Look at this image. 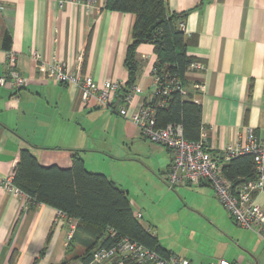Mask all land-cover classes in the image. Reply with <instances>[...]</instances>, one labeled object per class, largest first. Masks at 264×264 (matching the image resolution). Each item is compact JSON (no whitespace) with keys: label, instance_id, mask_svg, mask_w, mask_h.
Segmentation results:
<instances>
[{"label":"crops","instance_id":"obj_1","mask_svg":"<svg viewBox=\"0 0 264 264\" xmlns=\"http://www.w3.org/2000/svg\"><path fill=\"white\" fill-rule=\"evenodd\" d=\"M166 4L169 12L186 15L182 27L187 53L202 66L186 73L183 88L201 105L200 136L206 145L213 154L219 153L235 145L246 129L264 140V0H166ZM134 20L133 14L107 9L106 0H93L89 6L67 3L62 8L57 0H0V77L10 67L2 46L9 34L14 68L29 80L18 91L0 86V264H85L89 250L90 238L83 227L69 244L68 226L57 218L55 208L3 188L22 149H29L44 167L67 169L79 156L88 172L103 174L127 192L133 214H141L138 221L163 248L193 264L191 257L163 245L142 222L143 208L130 197L129 170L106 164L142 158L151 177L166 184L167 148L148 142L131 120L118 115V108L125 106L121 101L113 109L93 102L84 106L80 90L56 84L48 68L63 63L69 72L79 70L97 85L110 80L125 88L124 59ZM136 60L133 87L141 93L135 94L128 111L136 110L156 86L153 46H138ZM197 85L200 90H195ZM185 186L197 187L203 201L216 200L206 184L176 187ZM254 200L264 206V192L256 193ZM227 236L240 249L232 248L236 253L231 264H264V243L256 234L232 231Z\"/></svg>","mask_w":264,"mask_h":264},{"label":"trees","instance_id":"obj_2","mask_svg":"<svg viewBox=\"0 0 264 264\" xmlns=\"http://www.w3.org/2000/svg\"><path fill=\"white\" fill-rule=\"evenodd\" d=\"M106 8L135 17L124 59L128 79L122 98L135 85L139 65L136 51L141 44L153 46L156 56L153 75L161 80V86L174 87L177 83L184 87L185 75L190 65L197 61L187 53L185 33L181 27L186 15L169 12L166 0H106ZM11 41V36L5 34L2 46L6 51H10ZM173 87L167 96H155L152 101L156 126L164 128L168 124H179L185 139L197 141L202 130L201 105L193 101L191 94L184 96ZM222 171L233 185L249 181L255 176L252 156L232 158ZM13 185L35 203L47 204L76 220L74 234L83 227L90 238L87 243L89 250L83 257L85 264L90 262L94 250L111 247L124 238L161 256L173 255L134 217L127 192L103 174L88 172L79 156L74 157L67 169L56 165L44 167L29 149H22L20 161L14 169ZM121 261L116 258L111 264H120Z\"/></svg>","mask_w":264,"mask_h":264},{"label":"built area","instance_id":"obj_3","mask_svg":"<svg viewBox=\"0 0 264 264\" xmlns=\"http://www.w3.org/2000/svg\"><path fill=\"white\" fill-rule=\"evenodd\" d=\"M92 2L93 0H57V5L59 8L67 3L89 6ZM33 55L35 59H38L36 53ZM7 61L10 67L7 75L0 77V86H7L14 91L26 88L29 80L21 76L14 68L16 56L10 51L7 52ZM48 68L56 84H66L80 90L84 106L93 102L97 107L113 109L116 108V103L122 100L125 106L118 108V115L131 120L145 139L153 144L164 146L169 151L170 164L166 174L168 186L172 189L179 185L206 184L210 186L235 225L256 234L264 243V206L257 204L254 200L256 193L264 192V140L258 138L253 130L246 129L235 145H229L221 152L213 154L201 136L197 141L185 139L182 126L179 124H168L164 128L156 126L152 101L155 96H167L173 85L171 87L167 84L161 86V80L153 75V68L155 90L134 111H128V107L132 106L135 94L141 93L140 89L133 87L122 98L124 87L120 82L107 80L103 84L97 85L90 76H81L79 70L69 72L63 63H53ZM199 69H202V66L198 62L190 65V70ZM175 84L176 86L172 89L180 90L185 96L184 88ZM195 90H200V87L195 86ZM162 104L163 102L160 105ZM241 155L252 156L255 176L249 181L233 185L225 178L222 170L232 158ZM13 177L14 172L3 180V188L14 195L24 194L13 185ZM134 217L139 220L141 214L137 213ZM57 218L67 224V240L69 242L76 229L77 221L68 218L60 211L57 212ZM116 258L122 259L120 264H123L125 260L129 261V264H191L188 260L180 259L174 255L161 256L156 251L127 238L111 247L97 248L92 252L88 264H111ZM214 264L231 263L221 259Z\"/></svg>","mask_w":264,"mask_h":264},{"label":"rangeland","instance_id":"obj_4","mask_svg":"<svg viewBox=\"0 0 264 264\" xmlns=\"http://www.w3.org/2000/svg\"><path fill=\"white\" fill-rule=\"evenodd\" d=\"M131 159L134 161H107L106 164L109 168L120 164L118 168L129 170L133 182L131 200L143 208L142 222L151 226L163 245L175 247L184 257H191L193 264H213L221 259L232 262L235 259L236 251L232 249L236 247L235 242L227 235L232 231L243 234L247 230L235 225L216 196V200L209 202L197 194V187L172 189L167 183L151 177L142 158ZM127 262L125 260L124 264Z\"/></svg>","mask_w":264,"mask_h":264}]
</instances>
